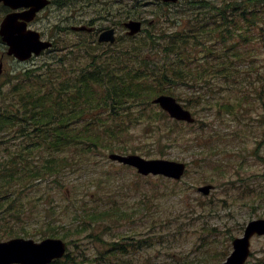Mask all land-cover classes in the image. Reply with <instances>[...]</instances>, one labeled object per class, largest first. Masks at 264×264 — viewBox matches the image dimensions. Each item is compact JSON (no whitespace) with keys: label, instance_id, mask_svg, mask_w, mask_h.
<instances>
[{"label":"trees","instance_id":"obj_1","mask_svg":"<svg viewBox=\"0 0 264 264\" xmlns=\"http://www.w3.org/2000/svg\"><path fill=\"white\" fill-rule=\"evenodd\" d=\"M184 12L188 17L175 19L182 24L180 29L144 30L126 38L123 47L92 43V39L65 45L63 52H54L59 57L26 68L23 77L16 75L8 81V88L0 87V223L9 222L7 217L16 213L20 216L26 190L44 178L59 177L77 162L75 156L87 157L92 149L102 147L127 150L118 141L132 134L135 123L151 125L159 113L171 120L163 110H155L152 100L157 94L171 93L191 107L209 104L232 114L245 112L250 98L264 101V66L260 63L264 0H189ZM179 85L189 92L178 93ZM10 131L18 137L34 134L36 141L24 150L48 151L42 163L33 166L27 158L23 161L24 156L17 155L10 142L1 150L2 139ZM70 149L75 152L72 158L67 154ZM179 192L187 194L182 195L186 189ZM199 205L208 208L204 200ZM5 211L9 215L1 216ZM76 213L79 220L69 229L75 236L84 235L93 223L115 226L131 218L115 201L105 207L82 206ZM200 229L196 257L189 260L188 255H181L174 264H195L196 258L204 264H219L227 257L230 237L217 226L204 224ZM6 231L1 239L18 236L10 228ZM164 236L150 230L144 237L128 235V243L105 240L100 256L106 257L90 262L126 259V264H132V257L126 255L155 246ZM220 236L226 238V249L220 247ZM76 258L88 259L84 253L73 258L68 252L51 264H80Z\"/></svg>","mask_w":264,"mask_h":264},{"label":"rangeland","instance_id":"obj_2","mask_svg":"<svg viewBox=\"0 0 264 264\" xmlns=\"http://www.w3.org/2000/svg\"><path fill=\"white\" fill-rule=\"evenodd\" d=\"M140 1V15L148 19L158 17V8L154 4L149 0ZM134 2L135 0L132 3ZM186 8H189V0H179L164 10L160 9L157 28H149L157 30L163 28L160 26H165L167 30L176 27L180 29L182 24H177L175 19L188 17L184 12ZM85 10L98 12L107 11V8L93 5ZM2 17L3 7L0 5V20ZM40 21L49 22L46 24L48 28L53 27L60 21V14L57 11H47L41 15ZM40 31L45 38L57 41L55 50H47L24 62L5 55L0 71V87L8 88L11 84L8 81L16 75L23 77L26 68L45 65L55 55L54 52H63V46H71L83 39H92L91 42L95 43L98 38V33ZM117 31L120 38L118 45L123 47L127 44L126 30L122 28ZM6 49L0 43V59ZM261 56L263 59L260 63L264 66V53ZM262 69L264 71V67ZM181 87L182 85L176 87L178 93L189 92ZM218 91L216 95H223ZM181 100L194 112L197 118L194 124L176 123L159 113L157 117L160 118H154L153 124L139 121L132 128L131 135L127 134L124 140L118 141L127 146V150L119 147L114 150L94 148L87 156L90 162H87L86 156H75L77 162L71 163L59 177L44 178L26 190L24 197L22 196L25 198L22 207L24 212L20 216L17 213L8 216L9 222H1L0 235L5 236L7 228L13 234L37 240L45 235L56 234L53 237H62L68 241L73 258L84 253L90 259L81 262L76 258L80 264H97L102 259L90 261L106 257L100 256L107 245L105 240H123L128 243L131 241L128 235L139 238L148 235L150 230H156L165 234L163 242L147 246L126 257H132V264H174L181 255H188L189 260L196 257V244L202 231L200 228L206 224L217 226L219 232H225L230 237V252L233 240L231 236L242 235L250 220L264 218V101L250 98L246 103L243 100L246 104L243 108L247 110L232 114L209 104L199 103L194 108L187 101ZM155 110L162 111L159 106ZM5 135L1 150L4 151L7 142H10L17 155L22 154L24 157L21 159L26 162L27 158L33 166L35 162L42 163L40 159L48 155V151L42 150L43 148L24 150L35 139L34 134L18 137L10 131ZM111 152L138 153L147 158L184 161L188 164V170L180 181L143 176L132 166L111 160ZM74 153L72 149L67 151L70 157ZM205 183L216 185L210 197L198 192V186ZM182 189L187 191L182 192V195L187 193L185 196H181L179 192ZM202 200L207 202L208 208L199 205ZM113 201L121 204V208L126 209L131 218L115 226L101 227L93 223L88 226L84 235L75 236L71 233L69 229L74 225L73 221L79 220L76 219L79 208L105 207ZM3 213L1 216L9 215L6 211ZM219 239L220 247L226 249V238L224 240L220 236ZM252 243V254L247 264H264V236H256ZM107 264H126V259L121 262L108 260ZM195 264L204 263L196 258Z\"/></svg>","mask_w":264,"mask_h":264},{"label":"water","instance_id":"obj_3","mask_svg":"<svg viewBox=\"0 0 264 264\" xmlns=\"http://www.w3.org/2000/svg\"><path fill=\"white\" fill-rule=\"evenodd\" d=\"M12 8L22 5L32 6L27 13L31 15L26 18V13L18 14L11 12L3 19L0 27V34L3 40L9 45L8 54L15 55L20 60L30 58L34 53L40 54L44 49L52 46L51 41L41 39V34L37 30H27L25 21L20 22L19 18L31 19L35 12L46 4L41 0H0ZM177 1V0H173ZM132 30L130 34H135L141 30L140 21L129 23ZM100 41L116 40L115 30H104L99 37ZM2 66V64H0ZM154 102L160 103L172 117L179 120L194 122L195 117L192 112L185 108L177 99L170 95H160ZM110 158L120 162L133 165L140 173L165 175L180 179L186 170V163L182 161L168 159H147L139 154H119L111 153ZM214 188L213 184H206L199 187L204 194H209ZM264 234V218L251 220L245 229L244 235L233 240L234 250L222 264H244L250 255L251 238L255 234ZM66 251V243L58 238H46L41 242L34 239L13 238L0 242V264H48L53 259L62 257Z\"/></svg>","mask_w":264,"mask_h":264},{"label":"flooded vegetation","instance_id":"obj_4","mask_svg":"<svg viewBox=\"0 0 264 264\" xmlns=\"http://www.w3.org/2000/svg\"><path fill=\"white\" fill-rule=\"evenodd\" d=\"M42 1V0H41ZM46 4L42 6L33 19L28 18L31 14L27 13L32 6L22 5L16 9L0 3L3 7L2 19L11 12L18 14L26 13L25 20L28 28L34 30H129L128 22L136 17V7L134 0H43ZM151 4H158V0H149ZM99 6L107 11L87 12L85 9L91 6ZM57 11L60 14V21L57 25L48 28L44 21H40L42 14ZM91 13V16L88 14ZM49 17V16H48Z\"/></svg>","mask_w":264,"mask_h":264}]
</instances>
